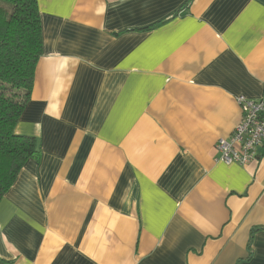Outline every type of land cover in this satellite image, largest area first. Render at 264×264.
<instances>
[{
    "label": "crops",
    "instance_id": "obj_1",
    "mask_svg": "<svg viewBox=\"0 0 264 264\" xmlns=\"http://www.w3.org/2000/svg\"><path fill=\"white\" fill-rule=\"evenodd\" d=\"M43 55L0 201V264H264V145H215L264 94V0H37Z\"/></svg>",
    "mask_w": 264,
    "mask_h": 264
},
{
    "label": "trees",
    "instance_id": "obj_2",
    "mask_svg": "<svg viewBox=\"0 0 264 264\" xmlns=\"http://www.w3.org/2000/svg\"><path fill=\"white\" fill-rule=\"evenodd\" d=\"M43 55L37 0H0V201L29 160L40 158L35 138L15 129L30 100Z\"/></svg>",
    "mask_w": 264,
    "mask_h": 264
},
{
    "label": "built area",
    "instance_id": "obj_3",
    "mask_svg": "<svg viewBox=\"0 0 264 264\" xmlns=\"http://www.w3.org/2000/svg\"><path fill=\"white\" fill-rule=\"evenodd\" d=\"M237 103L241 119L228 139L215 145L218 162L225 165L245 166L257 157V150L264 145V94L258 100L239 97Z\"/></svg>",
    "mask_w": 264,
    "mask_h": 264
}]
</instances>
